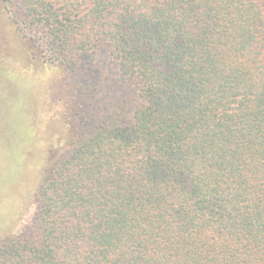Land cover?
Segmentation results:
<instances>
[{
  "label": "trees",
  "instance_id": "16d2710c",
  "mask_svg": "<svg viewBox=\"0 0 264 264\" xmlns=\"http://www.w3.org/2000/svg\"><path fill=\"white\" fill-rule=\"evenodd\" d=\"M6 1L43 64L103 59L132 109L52 156L0 264H264V0Z\"/></svg>",
  "mask_w": 264,
  "mask_h": 264
},
{
  "label": "rangeland",
  "instance_id": "374dc122",
  "mask_svg": "<svg viewBox=\"0 0 264 264\" xmlns=\"http://www.w3.org/2000/svg\"><path fill=\"white\" fill-rule=\"evenodd\" d=\"M24 27L17 8L0 0V242L37 233V195L52 156L94 124L123 121L132 109V98L103 59L89 61L84 82L69 69L43 64L33 47L40 40L24 39ZM94 79L92 99L82 92L83 108L75 109L76 86L84 82L89 88ZM83 122L88 123L81 133Z\"/></svg>",
  "mask_w": 264,
  "mask_h": 264
}]
</instances>
